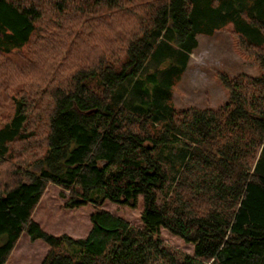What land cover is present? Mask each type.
I'll return each instance as SVG.
<instances>
[{
	"label": "trees",
	"instance_id": "trees-1",
	"mask_svg": "<svg viewBox=\"0 0 264 264\" xmlns=\"http://www.w3.org/2000/svg\"><path fill=\"white\" fill-rule=\"evenodd\" d=\"M227 26L260 73L220 75L228 93L220 108L177 111L170 90L144 88L160 71L174 85L197 37ZM73 32L99 37V52L76 70L53 56V78L62 66L70 75L47 92L55 79H31L35 60L20 55L34 44L47 62ZM7 67L18 78L0 74V162L38 138L39 104L44 134L33 158L39 173L26 181L16 169L0 185V264L23 234L50 247L43 264H264V0H0V71ZM134 93L140 104L128 99ZM174 144L185 152L173 174L161 152ZM49 184L61 188L66 209L135 208L140 198V226L97 210L86 238L54 237L32 218ZM161 230L193 245L192 254L171 252Z\"/></svg>",
	"mask_w": 264,
	"mask_h": 264
},
{
	"label": "rangeland",
	"instance_id": "rangeland-1",
	"mask_svg": "<svg viewBox=\"0 0 264 264\" xmlns=\"http://www.w3.org/2000/svg\"><path fill=\"white\" fill-rule=\"evenodd\" d=\"M101 12V11H100ZM97 12H95L96 14ZM102 14V13H101ZM99 14V15H101ZM73 15V14H70ZM47 18L51 15L46 13ZM69 19L71 16H68ZM104 17V16H102ZM93 17H87L86 22H90ZM116 21L111 20L113 23L111 26L116 29ZM110 23V24H111ZM48 25H52L48 22ZM89 29L90 26H88ZM54 34L60 36V32L65 29L52 27ZM44 34L45 31H42ZM95 32V30H93ZM57 39L56 49L50 51L47 54L49 58L47 62L45 59L38 58L32 54L33 51H38L37 46L33 44L32 48L22 53V60L25 57L33 58L35 60L34 68L31 70L30 78L38 79V82L42 85L45 80H54L50 82L47 89L56 86V81L62 80V84H67L69 80L70 72L65 69L66 66H62V74L60 77H54L55 65L62 58L63 64L67 65L71 63V66L76 65V69L80 67H86L93 62L94 57L99 52L97 48L99 37L92 36H80L74 32L70 36H64ZM74 35V36H73ZM237 37L233 34L232 27L226 28L215 32L212 36H198L197 48L189 55V60L183 74L178 78L174 85H168L165 82V72L160 71L157 79L158 84H145L144 88L148 89L151 96L158 94L157 87L160 86L163 90H170L169 103L175 110H185L188 108L197 109H218L228 100V93L219 81L220 75H226L230 78L238 75L246 76H258L259 69L253 58L244 56L241 54V50L237 48ZM55 50L57 52H55ZM249 53H247L248 55ZM53 56L58 60L54 63ZM16 61L21 62L20 57H16ZM66 58V59H65ZM9 59V58H8ZM3 61V60H2ZM6 60V64L8 65ZM54 65V66H51ZM32 64L30 66V69ZM54 67V68H53ZM156 64L151 62L143 72V77L147 73L153 72L156 68ZM72 68V67H71ZM162 70V69H161ZM9 71V67L3 68L0 74L3 75ZM17 72V71H16ZM9 73V72H8ZM73 70H71V75ZM10 74V73H9ZM14 79L16 77L15 70L12 69L10 74ZM52 77V79H51ZM169 92V91H168ZM47 95V94H46ZM141 93H134V97L128 96L133 102L135 99L136 104H140L139 97ZM40 104L35 106L34 109V128H38L37 139L32 140L29 146H23L16 143L14 158L6 159L4 163L0 162V185L7 182L11 176L10 173H14L17 169V176L22 180L28 181L33 176L39 173V166L35 165L34 159L41 153L43 148L42 137L44 134L43 121L40 116ZM35 115H37L35 117ZM30 127V128H31ZM33 147V148H32ZM181 148L177 144L163 149L161 152V159L166 162H172V169L174 174V166L181 161V156L185 151H180ZM5 161V159H3ZM165 162V161H164ZM22 164L25 165L22 168ZM170 167V166H169ZM27 169V174L23 175V172ZM65 195H68L66 193ZM65 199L61 198V188L59 186L49 184L45 189L38 205L33 212V220L39 225L41 230L54 236L62 237L64 235L70 237L73 240L84 239L88 235L91 229L90 216L97 210H104L108 213L117 216L124 221L128 222L131 226H140L141 220V199L138 198V202L135 208L122 207L111 204L105 201L101 207L95 208L92 204L88 203L78 209H66L64 207ZM160 238L163 245L175 254H189L193 252V245L185 244L178 237L169 234L165 230L160 231ZM2 241V239H1ZM50 247L41 241L40 239H32L28 235L23 234L14 246L11 254L9 255L6 264H43L46 259Z\"/></svg>",
	"mask_w": 264,
	"mask_h": 264
}]
</instances>
